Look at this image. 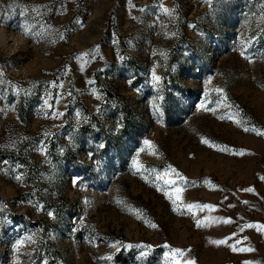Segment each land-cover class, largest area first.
<instances>
[{"label": "rangeland", "instance_id": "1", "mask_svg": "<svg viewBox=\"0 0 264 264\" xmlns=\"http://www.w3.org/2000/svg\"><path fill=\"white\" fill-rule=\"evenodd\" d=\"M0 73V264H264V0H0Z\"/></svg>", "mask_w": 264, "mask_h": 264}, {"label": "snow or ice", "instance_id": "2", "mask_svg": "<svg viewBox=\"0 0 264 264\" xmlns=\"http://www.w3.org/2000/svg\"><path fill=\"white\" fill-rule=\"evenodd\" d=\"M209 2H210V0H209ZM165 11L167 12L168 10L167 9H165ZM27 28H25V34H27ZM251 62V61H250ZM0 75H2V73H0ZM153 79L154 80H159V77H156V76H153ZM222 90L221 89H217V92H221ZM59 115V114H58ZM79 115V114H78ZM245 131H247V128L245 129ZM259 135H264V132H259L258 133ZM205 143H208V141H204ZM149 142L148 141H145V144H148ZM100 147H104V145H100ZM178 175V174H177ZM16 179L17 180H19L20 179V177L19 176H17L16 177ZM262 179H264V177H262ZM77 183V179H73V184L75 185ZM180 191H181V189H176V193H177V200L179 199V193H180ZM246 191H253L252 189H246ZM166 195H169L168 193H165ZM169 199H172V196L171 195H169ZM173 203H176V200H174L173 201ZM189 209H191L192 207H194L193 205H188L187 206ZM195 207H200L199 205H196ZM203 207L204 208H212L213 206H211V205H203ZM48 215L51 217L53 214L51 213V212H49L48 213ZM197 223V226H199L200 225V221H197L196 222ZM152 227H155V225H151ZM29 240H32V237H29ZM34 242V241H33ZM215 243H217V244H220V243H224V241H215ZM15 250V249H14ZM233 250L235 251L236 249L235 248H233ZM176 251V253L177 254H179V255H183V253L181 252V250H179V249H176L175 250ZM247 251H251V249H247ZM188 264H192V262L191 261H189L188 262ZM249 264H250V262H249Z\"/></svg>", "mask_w": 264, "mask_h": 264}]
</instances>
